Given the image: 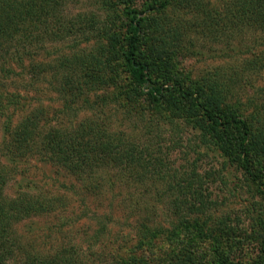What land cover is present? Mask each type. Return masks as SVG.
Wrapping results in <instances>:
<instances>
[{"label": "trees", "instance_id": "16d2710c", "mask_svg": "<svg viewBox=\"0 0 264 264\" xmlns=\"http://www.w3.org/2000/svg\"><path fill=\"white\" fill-rule=\"evenodd\" d=\"M74 1L0 0L2 149L10 158L0 163V264H99L108 260L113 264H155L149 246L168 233L148 227L157 225L148 224L147 217L135 224L138 238L132 248L136 252L127 258L125 248L108 255L110 259H106L104 252L95 251V247L103 249L100 237L107 231V214L94 215L99 227L88 237L89 251L83 260L81 251L61 242L63 233L74 229L75 224L51 223L35 229L28 226L21 233L20 224L50 218L64 206L67 194L59 196L51 193V189L34 190L27 183H19L15 194L9 197L5 187L15 173L12 162L23 169L22 163L25 165L31 158L57 165L76 181L64 187L75 194L79 206L88 195L106 199L113 188L118 192L143 189L147 193L150 187L161 184L171 193L177 190L178 196L183 195L190 212L198 211L205 206L201 175L194 170L180 175L165 172L161 160L147 146H139L137 135L125 128L124 123L136 122L145 111H157L167 126L189 129L200 146L224 157L240 173L252 198L260 196L264 200V132L253 130L252 123L243 115L237 89L245 70L255 67L258 59L254 56L255 59L240 66L241 70L239 65L237 71L233 69L228 74L219 69L188 85L174 81L165 72L168 68L164 61L177 48L185 46L191 29L217 36L264 30V0H141L142 9L135 6L136 0H99L104 16L92 11L70 14L69 5ZM120 7L126 15L123 19L117 14ZM170 9L176 10L174 15H169ZM178 21L183 28L177 25ZM71 38L92 41L94 48L99 46L103 52L96 57L92 49L88 54L70 55L49 50L42 57L45 43H62ZM51 55L54 57L48 59ZM112 55L119 60L124 76L120 81L110 70ZM40 82L53 87L62 97V108L50 118L21 90ZM110 82L117 83L113 85L116 91L97 96L90 104L89 95L96 85L109 86ZM77 100L88 109L95 107L98 114L78 120L77 113L84 109L72 106L78 105L74 102ZM250 101L254 110L259 111L257 101ZM141 103L146 106L144 110ZM100 111H104L103 116ZM118 111L121 114L117 118ZM105 113L108 115L104 116ZM14 116L18 121L12 127ZM154 175L157 177L153 178ZM187 194L192 201L186 202ZM83 209L86 208L79 211ZM78 214L72 223L81 221ZM253 220L258 249L249 264H264V209ZM191 222L181 218L176 230L185 231ZM178 262L189 264L185 259ZM204 264L239 263L219 255Z\"/></svg>", "mask_w": 264, "mask_h": 264}, {"label": "rangeland", "instance_id": "374dc122", "mask_svg": "<svg viewBox=\"0 0 264 264\" xmlns=\"http://www.w3.org/2000/svg\"><path fill=\"white\" fill-rule=\"evenodd\" d=\"M134 4L138 9H142L139 8L141 0H136ZM99 6V0H75L72 5H69L68 12L76 14L92 11L104 16V11ZM175 9L177 10L176 6ZM176 10L170 9L167 12L169 15H174ZM117 14L120 15L121 19L126 17L123 7H120ZM169 18L174 19L175 17L170 16ZM177 25L184 27L179 21ZM184 44L185 46L180 49L177 48L172 53L173 56L171 55L164 60L165 68H168L165 72L170 73L174 81L181 85H188L191 81L204 75L213 74L219 69L228 74L239 65L238 69L241 70L242 65L246 62L255 58L258 59L255 67L252 66V69L245 70L237 89L243 115L247 121L252 123L253 130L260 129L263 133L264 30L242 32L235 36H217V34L205 30L194 31L191 29ZM43 48L46 51L42 52L44 49L41 50L42 57L49 50H51L50 52L59 51V54L66 52L70 55L73 52L88 54L92 49V54L96 57H100V52H103L102 50L99 51V46L96 47L97 49L94 48L92 41L87 42L83 38H76L75 40L71 38L62 43L47 42ZM53 57L54 55H51L48 59ZM110 65L112 67L110 70H114L111 72H114L116 80L120 81L119 78L124 76L119 66V60L117 61V57L114 55L111 57ZM48 78L49 75L45 80L48 81ZM110 84L112 85L102 87L96 85L95 91L89 95L90 104H93L92 101L96 100L97 96H106L108 92L113 91L115 89L113 85L117 83L110 82ZM21 90L28 93L33 104H37L45 110L46 118H50L53 113L55 114L58 109L62 108V97L47 83L40 82L35 87L28 86L26 90L22 87ZM251 99L257 101L259 111L254 110L255 106L251 105ZM232 101H234L233 98ZM74 102L78 103V105H72L74 108L84 109L83 112L80 110L81 112L77 113L78 120L98 114V109L95 107L90 106L88 109L82 101ZM140 106L142 109L146 107L143 103ZM159 111L161 112V110ZM100 112V116H103L104 111ZM120 114L121 112L115 117L118 118ZM107 115L104 114V116ZM142 116L136 122L124 123L126 130L137 135L139 146L150 148V152L155 154L154 157L161 160L165 172L180 175L183 171L190 173L194 170L195 173L201 175L203 178L202 196L203 202H205L203 208L190 212L189 209H186L187 205L184 203L185 197L183 195L178 196L177 190L171 193L167 187L161 184L150 187L147 193L143 189H131L130 191L121 189L118 192L116 188H113L110 193H107L106 199L88 195L85 196V203L79 206L75 194L68 192L64 187L76 184V181L70 175H66L60 167L31 158L29 161L26 160L25 165L22 163L23 169L19 168V164L13 160L12 166L15 165V173L17 174L14 173L15 175L11 176L5 187V193L9 197L15 194V189L19 183L21 185L27 183L34 190L51 189V193L59 196L63 195V192L67 194L64 203L66 208H63L64 206L59 207L57 213H53L48 219L44 217L29 223H22L20 224L22 229L19 231L23 233L28 226H33L35 229L36 226H49L51 223H59L61 226L75 224L74 229L63 233L61 242L63 241L64 245L74 246L79 252L81 251L83 260L89 251L88 246H86L87 240L89 241L88 237L99 227L95 225L93 218L97 215L100 217L107 214L106 216L109 217V221H107L108 219L105 220L107 231L100 237L103 249L94 246L95 251L104 252L106 259H110L107 257L108 255L125 248L128 249L125 257L127 258L129 254L136 252L132 248L138 238L135 224L142 217H147L148 224L157 225L148 227L166 230L168 233L162 235L163 237H157V240L155 239L149 246L151 260H154L155 264H178V260L184 259L189 264H204L209 263L219 255L228 256L233 262L239 264H249L254 260L258 249L253 236V230L256 226L253 219L258 212L263 211L264 200L260 196L252 198V194L247 190L242 176L235 167L228 161L225 162V158L217 155L213 150L209 151L200 146L194 136L195 133L183 126L177 129L167 126L166 121L159 115L157 116V111L152 113L145 111ZM2 117L0 116V163L4 164L5 158H10L2 149L4 138ZM110 117L115 120L114 115H110ZM17 118L12 119V127L16 125ZM55 122L56 126H59L58 121ZM63 125L67 128L66 124ZM155 177L157 176L154 175L153 178ZM194 179L197 178L194 177ZM187 195L186 202L192 201L189 194ZM255 202L256 204L252 206ZM196 204L199 203L196 202ZM82 208L86 209L80 212L79 210ZM76 214L79 215L81 221L72 223L76 220L74 217ZM181 218L192 221L191 227L185 231L176 230V225ZM68 219L70 220L65 222ZM139 252L137 253L139 254ZM102 262L99 264H113L110 260Z\"/></svg>", "mask_w": 264, "mask_h": 264}]
</instances>
